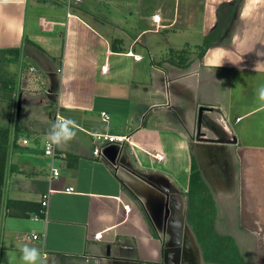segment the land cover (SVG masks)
<instances>
[{"label": "crops", "instance_id": "1", "mask_svg": "<svg viewBox=\"0 0 264 264\" xmlns=\"http://www.w3.org/2000/svg\"><path fill=\"white\" fill-rule=\"evenodd\" d=\"M239 2L0 0V52L19 53V91L36 114L31 126H9L0 264H23L24 245L40 249L44 264H169V214L181 221L180 197L189 204L193 193L209 205L200 234L225 244L226 257L264 264V0ZM206 109L235 138L232 178L228 169L209 179L198 163L193 124ZM57 114L78 129L51 158L46 135ZM101 134L133 145H108L95 158ZM160 184L178 190L176 207L157 194ZM245 236L257 242L236 239ZM206 243L196 264H224Z\"/></svg>", "mask_w": 264, "mask_h": 264}, {"label": "rangeland", "instance_id": "2", "mask_svg": "<svg viewBox=\"0 0 264 264\" xmlns=\"http://www.w3.org/2000/svg\"><path fill=\"white\" fill-rule=\"evenodd\" d=\"M224 39V38H223ZM204 44V45H203ZM201 47H206L205 43L200 44ZM20 55L17 52H0V129H9L11 125L14 128H21L20 126H31L32 123L36 122L34 107L31 105L30 109L26 108L25 105L29 106V102H26L25 97L19 91L18 81L21 76L23 68H21ZM207 109L199 112L196 123L193 124L194 135L193 141L196 144L200 156L199 164L204 170V175L209 177V179H226L229 171V175L235 176L234 171L236 167H231L236 163V156L233 153L232 146H236L235 138H233L230 133L225 134L222 128L217 124L220 123L222 126L226 127L225 121L221 119L220 121L212 120L213 115L207 114ZM6 146L4 150L6 151ZM227 165H230L228 168ZM155 188L157 194L166 195L172 197V203L174 207L177 206V200L174 195H178V190L173 189L170 186L158 185ZM159 192V193H158ZM180 193V192H179ZM196 193V192H195ZM182 196V195H181ZM208 197H206L207 199ZM185 204V215L181 219H178V215H175L174 210L169 214L168 227L166 228L167 234V259L169 264H184V261L189 260L190 264H196L200 261L201 256H206L207 251L202 250L204 246V240L208 239L210 243H206L208 249H217L218 257L221 258L224 264H244V262L237 261L238 258L234 257L232 259V252H229L226 257V251H224L225 244L222 245L220 242H212L211 239L216 240L215 237H206L202 234H206L207 231L200 225L202 218L208 217L209 213H206L209 209V205H199L195 194L191 196V202L188 204L185 197H180ZM1 205L0 203V216H1ZM177 209V208H175ZM189 213V214H188ZM190 215V218L188 217ZM180 216V213H179ZM190 225L195 227L188 226ZM1 224V223H0ZM199 229L201 231L199 232ZM197 233V234H196ZM202 233V234H200ZM1 234V231H0ZM1 237V235H0ZM225 240V237H220V240ZM237 240H241L244 245L245 242L252 243V245L257 242V237L245 236L240 239L236 237ZM264 238L261 237V242ZM240 242V241H239ZM220 243V244H219ZM241 246V245H240ZM255 254V253H254ZM211 256H215L212 253Z\"/></svg>", "mask_w": 264, "mask_h": 264}, {"label": "clouds", "instance_id": "3", "mask_svg": "<svg viewBox=\"0 0 264 264\" xmlns=\"http://www.w3.org/2000/svg\"><path fill=\"white\" fill-rule=\"evenodd\" d=\"M258 99L264 102V85L257 89ZM78 125L75 120L57 114L55 121L50 125L46 135V146L49 150L53 148H66L77 135ZM108 217L104 214L98 217L103 221ZM21 251L23 264H44L45 254L36 247L24 245Z\"/></svg>", "mask_w": 264, "mask_h": 264}, {"label": "built area", "instance_id": "4", "mask_svg": "<svg viewBox=\"0 0 264 264\" xmlns=\"http://www.w3.org/2000/svg\"><path fill=\"white\" fill-rule=\"evenodd\" d=\"M81 0H68V4L72 5L74 2H80ZM29 73L34 74L36 72V69L34 67H30L28 69ZM59 73L62 72L61 69L58 70ZM102 117L104 121L108 122L110 120V116L107 113H102ZM95 142L96 146L93 151V155L95 158H100L103 156V149L108 146V145H118L120 147H123L125 144L133 145L132 141L130 140L129 137L126 136H116V135H95ZM28 141H24V144H27ZM45 154L47 156H50L51 158L56 157V148H53L49 150L47 146L45 147ZM60 176L59 172L56 169L52 168V179H56ZM73 188L67 189V192H73ZM49 196L50 194L48 193L47 195L44 196L43 200V215H48V208H49ZM36 219H39L36 217ZM28 238V237H26ZM33 240L39 239L38 235H33L32 236Z\"/></svg>", "mask_w": 264, "mask_h": 264}, {"label": "trees", "instance_id": "5", "mask_svg": "<svg viewBox=\"0 0 264 264\" xmlns=\"http://www.w3.org/2000/svg\"><path fill=\"white\" fill-rule=\"evenodd\" d=\"M240 0H238V3ZM10 142V132L7 129H0V203L3 199V187H4V180L7 170V153L4 150V147L7 146ZM196 165L193 164V172L191 177V184L192 190L193 186L196 181L199 180L198 173H197ZM191 196V194H190Z\"/></svg>", "mask_w": 264, "mask_h": 264}]
</instances>
